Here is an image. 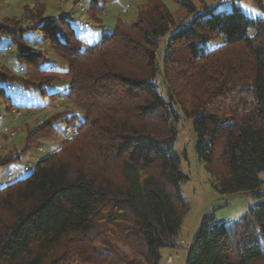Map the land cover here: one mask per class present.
Wrapping results in <instances>:
<instances>
[{"label":"trees","instance_id":"trees-1","mask_svg":"<svg viewBox=\"0 0 264 264\" xmlns=\"http://www.w3.org/2000/svg\"><path fill=\"white\" fill-rule=\"evenodd\" d=\"M108 1L92 0L94 23ZM176 2L194 14L187 23L178 24L161 0H145L135 21L117 19L93 45L68 17L45 19L43 4L25 7L33 27L0 23V40L14 43L20 63L16 72L0 68L5 111L20 109L6 93L17 86L66 105L29 133V145L74 130L26 177L0 188V264H161L188 211L177 108L192 123L216 191L261 200L230 224L205 214L185 264H264V20L236 6L223 13ZM32 33H40L38 48L25 38ZM220 35L223 45L202 48ZM52 55L68 68L58 70ZM62 79L69 87L50 94L47 87ZM20 159L6 157L0 166Z\"/></svg>","mask_w":264,"mask_h":264},{"label":"rangeland","instance_id":"rangeland-1","mask_svg":"<svg viewBox=\"0 0 264 264\" xmlns=\"http://www.w3.org/2000/svg\"><path fill=\"white\" fill-rule=\"evenodd\" d=\"M144 1L109 0L98 15L101 24H97L87 15V11L93 4L92 0H0V23L9 22L12 26L22 29H26L27 26L33 27L36 21L26 19L27 11L35 10L38 4H43L46 8L45 19L58 16L68 17L74 25L78 26L76 29L78 36L85 43L93 45L103 38V28L113 29L117 19L135 21L137 7ZM161 1L174 15L178 24H185L194 16V14H189L176 0ZM190 2L197 11L208 7L215 8L217 12L230 13L236 6L248 17L254 20H264V0H190ZM25 7L29 9L26 10ZM254 34L255 29L250 28L249 35ZM168 37L169 35L161 42V55L164 54V46ZM25 38L34 48H38L36 47L38 44L42 45L40 33L27 34ZM224 42V37L220 35L201 46L205 51H211L223 45ZM15 50L13 42L8 39L0 40V68L4 66L10 71H18L20 63L15 56ZM52 57L58 70L65 71L68 68L67 63L60 57L55 55ZM157 82L158 91L168 99V87L165 81L159 76ZM69 85V80L62 79L48 86L47 90L51 94L65 90ZM6 93L11 97V102L20 109L14 108L6 112L5 103L0 100V160L17 156L21 159L13 164L0 166V188L26 177L25 167L27 171H33L41 157L57 151L63 140L72 139H66L62 133H59L55 138L43 139L35 146L29 145L27 142L29 133L53 114L65 110V101H52L49 97L43 98L37 92L25 91L17 86L10 87ZM177 110L180 113V119L176 123L178 138L175 150L181 159L180 170L189 176V181L181 188L188 211L183 216L181 230L175 237L176 248L162 250L161 264H185L188 248L205 214L215 212L217 224H230L239 220L248 210L257 208L261 201L250 192L222 195L216 191L214 179L208 172L206 163L199 159L192 123L179 108ZM27 146L30 148L24 152ZM260 179L262 180V191H264V172L260 175ZM120 249L130 255L129 249L122 246Z\"/></svg>","mask_w":264,"mask_h":264},{"label":"built area","instance_id":"built-area-1","mask_svg":"<svg viewBox=\"0 0 264 264\" xmlns=\"http://www.w3.org/2000/svg\"><path fill=\"white\" fill-rule=\"evenodd\" d=\"M74 130L71 126L66 127V129L64 130L63 135L65 136L66 139L71 138V136L73 135Z\"/></svg>","mask_w":264,"mask_h":264},{"label":"crops","instance_id":"crops-1","mask_svg":"<svg viewBox=\"0 0 264 264\" xmlns=\"http://www.w3.org/2000/svg\"><path fill=\"white\" fill-rule=\"evenodd\" d=\"M127 14H128V11H127ZM70 21H71L72 25L74 26V28H75V30H76L78 26L74 25V24H73V21H72L71 19H70ZM0 122H1V121H0ZM11 167H12V166H11ZM12 168H13V167H12ZM13 169H14V168H13ZM27 170H28L27 167H25V168H24V172H27Z\"/></svg>","mask_w":264,"mask_h":264}]
</instances>
